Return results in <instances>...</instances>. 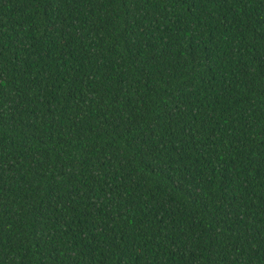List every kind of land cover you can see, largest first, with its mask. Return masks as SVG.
<instances>
[{"label":"trees","instance_id":"trees-1","mask_svg":"<svg viewBox=\"0 0 264 264\" xmlns=\"http://www.w3.org/2000/svg\"><path fill=\"white\" fill-rule=\"evenodd\" d=\"M0 264H264V0H0Z\"/></svg>","mask_w":264,"mask_h":264}]
</instances>
